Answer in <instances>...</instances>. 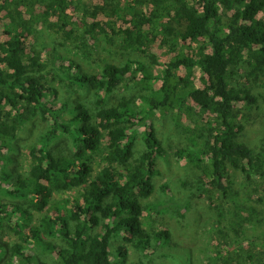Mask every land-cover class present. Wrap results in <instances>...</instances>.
<instances>
[{
	"label": "trees",
	"instance_id": "trees-1",
	"mask_svg": "<svg viewBox=\"0 0 264 264\" xmlns=\"http://www.w3.org/2000/svg\"><path fill=\"white\" fill-rule=\"evenodd\" d=\"M1 22L7 38L0 40V192L13 202H0V231L9 223L18 242L0 245V264H46L31 254L30 244L54 253L56 264H113L112 245L120 237L126 246L117 250L119 264H126L129 248L137 253L135 264H146L142 255L169 245L170 232L155 218L163 211L151 202L158 159L166 156L151 123L157 112L172 114L177 124L189 122L188 146L173 155L209 182L214 207L204 211L214 213L213 238L220 254L228 253L227 264H234L228 242L238 227L226 208L230 172L250 181L264 167L262 155L240 140L248 124L237 109L242 103L251 110L254 87L264 89V0H98L91 6L85 0H0ZM45 32L58 41L54 46H72L69 52L87 61L98 40L153 64L161 41L172 58L156 78L158 90L141 61L106 63L89 74L55 49L52 63L61 64L52 72L44 58L48 46L39 41ZM181 69L187 73L180 78ZM196 69L202 87L194 83ZM50 76L93 99L73 107L48 102L58 95ZM128 81L149 88L138 99L142 107L127 96L109 103ZM37 119L45 129L28 150L29 176L14 180L6 151ZM60 141L70 143L69 154L56 153Z\"/></svg>",
	"mask_w": 264,
	"mask_h": 264
},
{
	"label": "rangeland",
	"instance_id": "rangeland-1",
	"mask_svg": "<svg viewBox=\"0 0 264 264\" xmlns=\"http://www.w3.org/2000/svg\"><path fill=\"white\" fill-rule=\"evenodd\" d=\"M85 1L90 6L98 3V0ZM1 23L0 40H5L7 37L3 34V22ZM46 34L45 32L44 37L41 36L39 41L48 46L44 58L50 59V70L52 72L53 70L56 71L61 64L60 61H56V64L52 63L55 58V49L64 58L66 55L68 59L74 60L76 64H81L82 71L89 74L98 73L106 63H125L130 60L141 61L149 69L147 76H152L150 84L158 90L161 88L162 83L156 78L160 76L172 58L168 48L161 46V41L153 48V57H155V64H153V59L137 53H123L117 46H110L106 42L98 40L96 46L93 45L95 48L91 51L92 56L87 61L81 55L78 57L69 52L74 49L72 46L67 48L68 51L54 46L58 41L53 42ZM89 45L90 43H88ZM185 46L188 50L190 44ZM194 47L195 45H192V48ZM83 48L88 49V47ZM186 73L185 69H181L177 75L181 78L185 77ZM144 75L139 74V78L143 79ZM51 78L53 77L50 76L49 81ZM201 78L202 73L196 69L194 83L197 87H202ZM57 83L59 82L50 81L49 83L51 87L57 90L58 95L56 100L48 99V102L54 101L58 107L65 102L69 103L71 107L76 106L78 103H88L94 97L91 92L75 91V88L68 89L66 86ZM254 93L257 97V103L253 105L251 110L245 109L242 103L237 106L240 118L244 117L245 119L246 117L248 124L246 131L240 134V140L264 158V89L255 86ZM149 94L150 90L146 84L128 81L126 88L118 90L114 95L115 97H109V103L111 104L116 98L127 96L137 99L138 105L141 106V101L138 100L139 97L148 96ZM70 118H72L70 113L66 114V119ZM151 123L157 130L158 137L163 142L166 150V156L158 159L160 175L155 178L157 192L151 202L163 211V213L155 216L157 226L169 231L171 238L169 245L157 248L155 252L142 255L144 262L146 264H227L226 256H229L228 253L226 252V255L225 253L220 254L222 249L212 235V229L217 225L214 213L204 211L205 207H211V209L214 207V203L210 198H215V196L209 189L211 188L209 182H203V179L200 178V172L194 170L187 162H179L173 155V152L177 149L188 146L186 129L189 128V122L183 120L177 124L175 120L173 121L172 114L164 115L157 112ZM44 129L45 124L41 120L32 121L12 142L13 149L6 151L9 161H5V164L8 170L15 173L14 180L18 176L24 178L29 176L30 160L28 150ZM138 131L142 136L141 139H144L145 128L140 127ZM70 149V143L67 145L65 141H60L56 153L69 154ZM2 166L0 165V170ZM229 179L233 190L226 208L229 212L230 222H234L238 227V231L235 234L232 233L233 239L228 242L231 253L234 254V264H264V167L259 175L250 181L234 170H231ZM164 185H167L169 189L168 194L161 191V187ZM59 195H61L59 198L69 197V194ZM57 196L58 194H55L54 198ZM0 202L10 204L13 200L0 192ZM205 216H208V219L205 220ZM39 217L40 215L36 214V219H39ZM16 242H18L16 232L9 223L5 222L3 229L0 231V245L11 247ZM121 246H126V243L120 237L112 245L111 258L113 264H119L116 253ZM28 250L38 261L46 264H56L54 253L32 244H30ZM135 254L137 253H134L132 249H128L126 264L138 263V256ZM8 261H4L2 264H7Z\"/></svg>",
	"mask_w": 264,
	"mask_h": 264
}]
</instances>
